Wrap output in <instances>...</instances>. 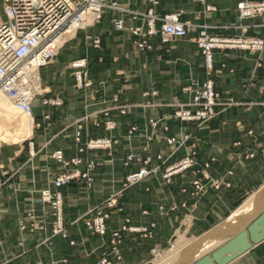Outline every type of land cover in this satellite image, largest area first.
<instances>
[{"label": "crops", "instance_id": "obj_1", "mask_svg": "<svg viewBox=\"0 0 264 264\" xmlns=\"http://www.w3.org/2000/svg\"><path fill=\"white\" fill-rule=\"evenodd\" d=\"M159 1L153 6L148 0H133L130 6L140 11L153 8L159 15L182 11L183 22L201 25L242 24L250 34L264 37V16L240 22L237 5L243 0H207L205 4ZM206 6L216 10L206 12ZM117 16L105 11L99 23L80 31L52 63L41 69L44 92L33 103L35 126L30 149L22 145L13 152L10 149L14 146H0V264H97L101 252L110 248L112 231L121 228L126 218L131 227L149 229V235L126 232L122 260L115 264H145L155 250L168 246L178 234L192 241L218 227L264 185V51L216 50L213 67L208 69L193 39L197 31L179 41L153 37V49L139 52L137 39L129 30L114 28ZM138 24L126 17L128 29ZM234 33L240 30L231 31ZM88 36L100 39V47L95 48ZM82 58L88 59L94 83L90 92L95 101L76 87L72 63ZM207 80L213 81L224 102L232 100L235 105L218 107V115L202 125L171 118V105L191 100L184 88ZM115 105H126V113L112 109L109 116L103 115L104 109ZM80 120L84 124L83 141L108 137L118 143L110 150L83 155L99 164L91 190L83 182L58 189L64 196L68 233L76 245L57 237L49 246L44 243L51 235L49 206L35 205L36 220L43 230L31 232L26 215L42 191L57 190L53 181L65 172L51 154L62 150L67 158L79 155L74 130ZM151 120H157V126H152ZM106 122L116 127L107 129ZM134 126L138 130L130 135ZM185 135L191 139L183 145L166 142L171 137L181 142ZM193 144L198 151L197 165L173 175L168 182L164 178L167 169L185 158ZM128 155L151 156L148 168H158V173L130 187L120 199L124 212L112 210L107 235H95L86 228L83 217L143 167L137 163L126 166ZM159 155L162 160H158ZM195 181L204 186L203 191ZM214 183L221 187L216 189ZM259 219H254V226ZM20 221H25L26 230L20 228ZM256 233L254 239H261ZM248 240L252 247L226 264H264V238L253 242L248 232Z\"/></svg>", "mask_w": 264, "mask_h": 264}, {"label": "built area", "instance_id": "obj_2", "mask_svg": "<svg viewBox=\"0 0 264 264\" xmlns=\"http://www.w3.org/2000/svg\"><path fill=\"white\" fill-rule=\"evenodd\" d=\"M133 0H3L4 11L7 20L0 25V88L4 90L7 96L12 99L22 112L32 114L33 103L41 95L39 89L42 87L40 80V70L49 65L58 55L60 47L56 44L58 38L64 40V43L72 41L77 34L86 30L94 24H97L103 18L105 11L110 10L118 14L114 19V28L118 31L126 29V17L133 22H138L137 26L130 27V32L136 37V47L139 51L153 49L151 39L161 37L164 41L178 38H185L192 30L190 22L181 20L182 11L159 15L154 9L147 13L140 10H133L130 2ZM195 3H206V0H192ZM153 2V0H152ZM156 3H154L155 5ZM242 18L254 16L257 13L264 12V4L256 5L247 0L238 5ZM207 10H211L208 7ZM95 48H99L100 39L88 37ZM198 46L205 55L206 66L208 69L213 67V50L216 48L238 49L253 48L261 51L264 48L263 40H253L243 42L238 40H228L223 38H211L208 30L200 31ZM74 69V78L76 87L86 93L87 98L95 101L90 90L94 86L89 73L88 59L82 58L72 63ZM184 92L189 93L191 100L188 103H178L171 105L174 113L171 118L183 122H198L200 125L214 119L217 115L218 107H228L233 102H224L219 93L215 91L214 83L207 80L203 83L192 82L184 88ZM156 93H153L155 95ZM113 102H118L115 96ZM59 105L58 101H45V104ZM112 109H117L121 114H125L126 105H115L114 108L104 109L102 113L109 116ZM90 116L85 117L88 119ZM45 119L49 115L44 116ZM152 126H157V120L150 121ZM99 126V123H97ZM113 122H106L107 129H114ZM168 130V126L164 127ZM138 130L136 126L131 127L129 134ZM84 124L80 120L77 122L74 130V139L77 145L78 154L75 157L67 158L62 150H56L52 153V159L65 169L54 180V187L57 189L44 190L40 198L34 199L32 207L26 215L30 222V231L43 230L44 226L38 223L36 218L35 205H48L50 208L51 235L44 243L51 246L57 237L67 239L72 246L76 245L74 240L70 239L64 215V197L58 191L63 186L74 182H83L88 188H93L95 184V172L98 163L84 154L97 150H110L118 143L117 140L108 137H100L83 141ZM191 139L190 135H185L181 142L177 138H166L168 145H183ZM236 145H241L237 143ZM197 146L193 144L189 154L175 165L169 167L164 178L169 182L173 175H177L197 165ZM264 155V150H263ZM158 156V160H162ZM152 162L151 156L135 157L128 155L125 165L132 163L143 165L136 173L127 176L122 182V189L110 195L103 206L95 207L85 217H83L86 228L95 235L105 236L109 230V221L111 220V211L115 210L122 214L124 208L120 199L124 193L133 185H136L152 174L158 173V168H148ZM209 164H206V168ZM194 185L200 187L199 181ZM230 187L229 183L225 184ZM214 187L219 189L221 184L214 183ZM20 228H28L25 221H20ZM155 225L153 224L152 227ZM126 232L143 233L149 235L147 228H134L130 225V219L126 218L121 228L113 230L110 239V248L102 251L97 264H115L122 260V246L124 243V234ZM23 243H20L22 246ZM66 262V260H63Z\"/></svg>", "mask_w": 264, "mask_h": 264}, {"label": "bare ground", "instance_id": "obj_3", "mask_svg": "<svg viewBox=\"0 0 264 264\" xmlns=\"http://www.w3.org/2000/svg\"><path fill=\"white\" fill-rule=\"evenodd\" d=\"M3 19V22H5L7 20V16ZM1 24L2 21L0 22V25ZM56 44L60 47V51L65 46L64 40L61 38H58ZM39 92L41 95L43 94V86L39 89ZM34 126L35 117L33 115V110L31 115L22 112L17 108L14 101L7 96L4 90L0 88V143H12V146L17 147L23 141L32 136ZM258 216L260 219L254 226L253 238L254 234L257 232V239H263L264 185L257 193H255V195L247 199L241 207L235 210L231 217H229V219H227L224 223L218 225V227L207 232L200 238L192 239V241H186L184 234H178L173 243L175 247L167 252L166 255L160 256V259H157L155 262H151L149 264H187L193 262V260L199 257L192 263L194 264L200 258L219 247H221L219 250L223 254V257L228 259L234 254H238L252 245L248 241V236L246 231H244V228Z\"/></svg>", "mask_w": 264, "mask_h": 264}, {"label": "rangeland", "instance_id": "obj_4", "mask_svg": "<svg viewBox=\"0 0 264 264\" xmlns=\"http://www.w3.org/2000/svg\"><path fill=\"white\" fill-rule=\"evenodd\" d=\"M207 1V0H206ZM243 1H245V0H243ZM247 1H249V2H251V3H255L256 5H261V4H264V1H251V0H247ZM148 2H149V5H153V6H157L158 4H160V1L159 0H153V2H152V0H148ZM242 2V1H241ZM241 2H239L238 3V5L241 3ZM154 3H156L155 5H154ZM205 4V3H204ZM238 5H237V10H238V17H239V20H240V22H242V21H244V20H246V19H249V18H259V17H262V16H264V12H260V13H257V14H255L254 16H250V17H248V18H242L241 17V15H240V11H239V9H238ZM208 7H210L211 8V10L209 11V10H207L208 9ZM151 9H153V8H151ZM151 9H149V10H151ZM149 10H147V11H142V12H148ZM216 10V8L215 7H212V6H206V12H213V11H215ZM166 15V14H165ZM6 16V13H5V11H4V6H3V0H0V22L2 21V23H3V21H4V17ZM191 23V22H190ZM192 24V30H191V33L192 32H195V31H197L198 32V35L196 36V37H194L193 39H194V41H195V44L197 45V47L199 48V46H198V39H199V36H200V31H202L203 30V28L204 29H207L208 30V33H209V35H210V37L211 38H223V39H228V40H238V41H243L244 43L247 41V42H250V41H253V40H263L264 41V37L263 36H261L259 33H256V34H250L249 33V29L247 28V27H245V26H243L242 24H240V25H232V26H224V25H201V24H195V23H191ZM95 25V24H94ZM198 28H201V29H198ZM125 30H129L128 29V27H127V25H126V29ZM236 30H240V33L239 34H236V33H234V34H231V31H235L236 32ZM124 31V30H123ZM130 31V30H129ZM191 33H189V34H191ZM189 34H188V36H189ZM187 36V37H188ZM88 37H91V36H88ZM187 37H185V38H178V39H173L174 41H179V40H184V39H186ZM66 45V44H65ZM200 49V48H199ZM136 50L137 51H139L138 49H137V47H136ZM201 50V49H200ZM216 50H242V51H250V52H263L264 51V48L261 50V51H259V50H256V49H253V48H238V49H226V48H216V49H214L213 50V59H214V53H215V51ZM140 52V51H139ZM201 52H202V50H201ZM202 54H203V52H202ZM203 56H204V58H205V55L203 54ZM205 62H206V60H205ZM212 81V80H211ZM213 82V81H212ZM200 83V82H199ZM219 95H220V93H219ZM221 96V95H220ZM221 99H222V97H221ZM223 101V100H222ZM232 101V100H231ZM231 101H229V102H231ZM233 102V101H232ZM232 105H235V102H233V104ZM231 105V106H232ZM222 107H224V106H222ZM229 107V106H228ZM104 115V114H103ZM217 115H218V110H217ZM216 115V116H217ZM213 120V119H212ZM34 135V128H33V134H32V136ZM31 136V137H32ZM31 137H29L27 140H25V141H23L20 145H18L16 148H12V149H10V150H13V152H17L18 151V149H19V146H25V149H30V143L32 142V139H30ZM96 138H100V137H96ZM96 138H90V139H96ZM90 139H88V140H90ZM87 140V141H88ZM0 146H2V147H4V146H8L7 148H9V146H12V143H9V144H2V143H0ZM51 156H52V154H51ZM95 160V159H94ZM96 161V160H95ZM97 162V161H96ZM98 166H99V164H98ZM98 169V168H97ZM127 178V177H126ZM126 180V179H125ZM94 187V186H93ZM92 188H89V190H91ZM118 191H120V190H117V191H114V192H112V194L113 193H116V192H118ZM124 196V195H123ZM250 195H248L247 197H245V199H243V201H241V203L240 204H242L248 197H249ZM64 197V196H63ZM110 197V196H109ZM239 204V205H240ZM104 205V203L101 205V206H103ZM238 205V206H239ZM93 210V209H92ZM90 212V211H89ZM88 212V213H89ZM87 213V214H88ZM254 224V220L248 225V227L245 229V230H248L249 229V227L251 226V225H253ZM66 227H67V225H66ZM68 230V229H67ZM187 238H191V237H187ZM63 239V238H62ZM175 239V238H174ZM173 239V240H174ZM185 239H186V237H185ZM67 240V239H66ZM173 240H172V242L168 245V246H166V247H164V248H162V249H160V250H155V252H154V255H151L150 257H149V260H148V263H145V264H149L150 262H155L157 259H160V256H162V255H166V253L167 252H169L170 250H172L175 246H174V244H173ZM186 241H188V239H186ZM221 247H219V248H217V249H214V250H212L211 252H209L207 255H212L213 253H215V252H217L219 249H220ZM199 257H197L195 260H197ZM195 260H193V262L195 261ZM193 262H191V263H187V264H192Z\"/></svg>", "mask_w": 264, "mask_h": 264}, {"label": "water", "instance_id": "obj_5", "mask_svg": "<svg viewBox=\"0 0 264 264\" xmlns=\"http://www.w3.org/2000/svg\"><path fill=\"white\" fill-rule=\"evenodd\" d=\"M248 232H250L251 234V240L253 242H259V241H255L253 238V233H254V224L251 225L248 229V231H246L247 236H248ZM249 241V240H248ZM252 244V242H251ZM252 247V245H250L246 250L238 253V254H234L232 257L230 258H226L223 257V254L221 253L220 250H218L217 252L213 253L212 255H205L202 258H200L198 261H196L194 264H226L228 262H230L231 260L235 259L237 256H239V254L249 250Z\"/></svg>", "mask_w": 264, "mask_h": 264}]
</instances>
